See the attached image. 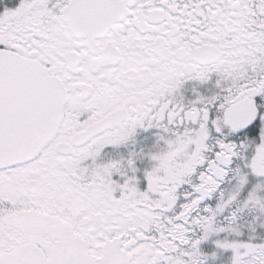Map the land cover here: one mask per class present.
<instances>
[{
	"label": "snow or ice",
	"instance_id": "1",
	"mask_svg": "<svg viewBox=\"0 0 264 264\" xmlns=\"http://www.w3.org/2000/svg\"><path fill=\"white\" fill-rule=\"evenodd\" d=\"M0 264H264V0L0 2Z\"/></svg>",
	"mask_w": 264,
	"mask_h": 264
},
{
	"label": "flooded vegetation",
	"instance_id": "2",
	"mask_svg": "<svg viewBox=\"0 0 264 264\" xmlns=\"http://www.w3.org/2000/svg\"><path fill=\"white\" fill-rule=\"evenodd\" d=\"M0 2H3V0H0ZM16 2H18V0H8L9 4H13V3H16Z\"/></svg>",
	"mask_w": 264,
	"mask_h": 264
}]
</instances>
